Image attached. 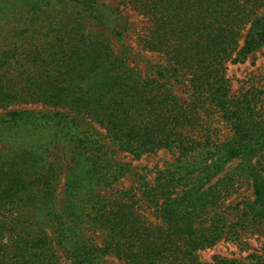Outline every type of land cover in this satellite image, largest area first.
Listing matches in <instances>:
<instances>
[{
    "label": "trees",
    "instance_id": "obj_1",
    "mask_svg": "<svg viewBox=\"0 0 264 264\" xmlns=\"http://www.w3.org/2000/svg\"><path fill=\"white\" fill-rule=\"evenodd\" d=\"M116 1L157 62L115 53L127 28L100 0H0V264H203L264 237V91L232 95L225 75L264 46V0ZM161 150L163 169L115 187L118 153ZM240 178L253 199L226 206Z\"/></svg>",
    "mask_w": 264,
    "mask_h": 264
},
{
    "label": "rangeland",
    "instance_id": "obj_2",
    "mask_svg": "<svg viewBox=\"0 0 264 264\" xmlns=\"http://www.w3.org/2000/svg\"><path fill=\"white\" fill-rule=\"evenodd\" d=\"M101 2L115 7L120 11L122 20L126 25V32L123 36L122 43L113 40V48L116 54H120L129 47L133 52L132 58L136 59V63L140 67L147 66L146 59L149 60V64H153L158 61V57L155 54L141 53L140 38L147 31V22L134 10L118 6L116 0H100ZM245 32V31H244ZM243 32V34H244ZM129 52V51H128ZM142 56H144L142 58ZM226 78L230 87L232 95H240L248 90L255 89L258 91H264V46L255 52L247 55L241 61H229L225 65ZM260 102L258 107L264 110V94L260 95ZM39 109L44 110L41 106L33 105H11L7 109ZM213 125L218 130L219 135H228V130L224 128V124L218 119L212 120ZM173 156L166 150H161L155 153L146 154L139 160H133L131 156L125 153H118L116 160L129 165L128 171L125 172V176L115 187L127 189L130 187L134 180L141 176H146L147 179L154 176L155 172L159 169H163L165 165L171 162ZM263 168H264V158ZM238 160H232L229 162L222 173H228L236 166ZM219 174V176L222 175ZM64 180L61 178L57 190L58 198L60 199V193ZM233 194L225 201V205H235L238 203V208L242 207V203L247 200H252V189L249 181L240 178L235 182ZM227 212H230L228 209ZM263 254L264 253V237L247 236L241 237L240 241L231 242L228 240H220L213 246L204 249L198 253L199 260L203 264H219L223 260H232L237 263L246 264L249 262L250 254ZM64 261L62 260V263ZM68 264V263H63Z\"/></svg>",
    "mask_w": 264,
    "mask_h": 264
}]
</instances>
